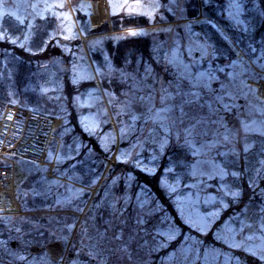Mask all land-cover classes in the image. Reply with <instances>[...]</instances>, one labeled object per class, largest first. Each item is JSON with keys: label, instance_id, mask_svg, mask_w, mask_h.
<instances>
[{"label": "rangeland", "instance_id": "obj_1", "mask_svg": "<svg viewBox=\"0 0 264 264\" xmlns=\"http://www.w3.org/2000/svg\"><path fill=\"white\" fill-rule=\"evenodd\" d=\"M197 6L199 15L189 18L191 0H0V41L7 39L3 30L5 20H14L24 27V36L12 42L29 51L37 21L45 20L53 26L51 48H60L70 58L65 69L62 59L51 55L36 68V86L26 88L29 93H37L46 108L66 106L65 80L75 87L84 82L96 84L74 98L77 110L85 111L80 117L83 132L95 137L106 155L105 162L95 160L93 173H74V176L77 181L96 182L84 185L66 180L70 185H57L53 181L48 185H33L31 180L26 182L28 176L25 185L19 186L23 213L27 212L25 206L42 215L65 216L63 234L53 239L42 236L40 242L60 240L68 246L75 234L73 243H78L85 234L90 207L94 206L91 215L109 208V215H104L110 220L104 224L110 229L120 227V244L113 251L106 250L101 263L110 264L111 253H115L120 256L121 264H154L156 256L180 235L160 202L144 187L139 186L134 192L135 177L125 172L112 180L115 185L106 186L99 200L95 198L114 165H134L154 175L173 141L191 154L193 163L189 170L183 167V161L177 167L165 168L162 184L180 218L193 229L207 235L228 206L229 198H236L233 194L239 192L233 178L238 177V172L230 168L241 152L256 153L254 159L251 156L249 173L252 185L258 187L264 198V186H260L264 177V36L256 42L253 40L264 13H260L256 0H197ZM207 7L218 11L219 17L230 23L235 36L220 20L205 15ZM114 17L119 18V30L113 29ZM127 17H145L150 24L124 28ZM104 24L108 29L93 33ZM202 24L219 34L233 52V59L219 61V52L195 29ZM139 37L151 40L154 67L141 62L126 68L114 67L104 46L108 42L116 46L128 38ZM6 53L9 51H3L0 57V67L12 75L16 72V58ZM95 54H101V60H95ZM104 83L110 91L105 90ZM20 100L23 98L10 93V103L20 104ZM242 107L244 111H240ZM160 109H168L161 112L165 117L162 121L154 119ZM232 109L241 112L234 120H230ZM61 143L59 137L55 152L49 154L46 173L51 178H55L53 168L57 162L76 159L86 148L76 136L63 152ZM87 155L94 159L89 148ZM22 166L25 171L40 167L30 163ZM101 167L104 172L95 179L94 173L97 170L99 173ZM131 203L133 214L128 212ZM121 213L127 217L126 221L120 222ZM15 217L19 215L4 219H10L6 222L12 225ZM125 227L131 230L127 232ZM17 233L8 239L0 237V245L20 241ZM214 239L230 249L245 251L264 264V216L255 225L237 213L215 231ZM80 246L83 250V244ZM158 264L247 263L228 250L185 236L168 256L163 260L159 257Z\"/></svg>", "mask_w": 264, "mask_h": 264}, {"label": "trees", "instance_id": "obj_2", "mask_svg": "<svg viewBox=\"0 0 264 264\" xmlns=\"http://www.w3.org/2000/svg\"><path fill=\"white\" fill-rule=\"evenodd\" d=\"M256 1L260 5V13H264V0ZM191 3L193 4V7L189 9L188 17L195 18L199 15L197 0H191ZM205 15L220 20L224 27L229 32H231L232 36H235V32L230 27V23L224 17H219L218 11H215L213 8L207 7ZM112 20L113 29L119 30L121 27L119 18L114 17ZM259 21L260 17H258L257 23ZM149 24L150 20L145 17H127L123 21L124 28L147 26ZM22 29H24V27L16 23L14 20L12 21L10 19H6L4 22L3 30L6 31L7 39L5 41H0V57L3 56V51L7 50V52L9 51L10 55L8 53L6 54H8L11 58H16L17 60H14L16 72H14L12 75L9 72L5 71V69L0 67V114L5 104L10 102V93H14L21 99L23 98L24 101L20 100L21 105L30 106L39 111L57 114L62 117L63 122L57 132L58 137L62 138V152L66 147L69 146L72 137L75 136L86 145V148L83 149L80 157L76 159L65 158L63 163L57 162L56 166L53 168L55 178H51L47 175L46 170L49 168L48 166L37 167V169L27 170L29 177L26 179V182H29L31 180L33 185H48L49 181H53L57 185H70L69 183L65 182L66 180H70L80 182L84 185H93L94 182H96L95 180L92 181L83 179L77 181L74 173H79L81 175H84L87 172L93 173L96 168L95 160L100 159L102 162H105L106 155L99 145L98 140L95 137H92L83 132V129L80 125V117L85 111L82 112L77 110V108L74 106V98L81 93L87 92V90H89L90 88H94L96 84L94 82H84L81 85L75 87L72 86L69 81L65 80L63 91L65 99L67 100L66 106L62 109L57 108L55 110L46 108L43 105L44 103L40 96L37 93H29L26 88L36 86L35 84L38 81L36 68H40L43 62H46L50 59L51 55H58L62 59L65 69H67V67L69 66L70 58L65 53H63L60 48H51L53 43L49 40L53 26L49 25L48 21H37L36 26L33 29V36L31 39L29 51H26L24 48L19 47L17 45L18 43L12 42V39H16L15 41H18V38L24 36ZM105 29H108L107 24H104V26L98 28L97 30H94L93 33ZM195 29L199 32L202 39L210 43L213 48L219 52L220 62H226V58H234L233 52L229 49L227 44L211 26L202 24L196 26ZM263 36L264 18H261V22L257 25L256 32L253 37L254 42L260 40ZM104 51L111 58V61L116 68H126L127 66L130 67L137 62H141V64L148 63L153 67L156 64L154 55L152 53V42L147 37L128 38L118 43L116 46H114L112 42H108L104 46ZM94 58L98 61L101 60V54H95ZM104 88L105 90L110 91L109 86L105 83ZM56 143L57 141L54 143L51 149L52 154L56 150ZM87 148L93 151L94 159L88 158ZM251 156L254 159L256 153L254 152L251 154H245L244 152H241L237 158L233 159L234 164L231 165L230 170L234 169L238 172V177H234L233 180L235 182V187L239 193L235 199L229 198L228 206L223 210L220 217L215 221L207 235H203L198 230L193 229L180 218L177 209L173 205L172 198H170L166 194V190L163 187L162 178L165 174V168L170 165H176L177 167L180 165V161H183V167H186V170H189L191 164L193 163L191 154L182 149L174 141L168 146L166 153L164 154L162 159V166L156 171L154 175L148 174L140 167L134 165H114L107 172L106 180L101 184L95 200L97 201L100 199L103 190L107 185L116 184V182L114 181L113 183L112 180L116 178L120 172H125L128 176L132 174L135 177L134 192L139 189V186L140 188L144 187L155 197V200L160 202L163 208L168 212L172 221L178 227L180 235L177 240L171 243V246L169 248L162 250L161 253L156 256L154 264H158L159 257L161 260H163L166 256H168L171 249L179 244L185 236H194L195 238L203 240L208 246L215 245L217 247L223 248L224 250H228L240 256L241 259L247 264H263V261L259 260L257 257L245 251L230 249L226 245L214 239L215 231L227 224L230 219L237 213H241L249 223L255 225L259 224L261 218L264 216V198L260 195L258 187L252 185V176L249 173V170L251 169V165H249L250 161L252 160ZM103 172V167H101L99 173L97 170V173H94V176L97 177L95 179H98V177H100ZM25 183H23L22 185H25ZM121 186L122 185H120L119 188H122ZM260 186H264V177L261 179ZM24 209L27 208L24 206ZM93 209L94 206H91L89 211L90 214ZM128 209V212L133 214L134 204L131 203ZM108 210L109 208H103L99 211V214L103 213L109 215ZM117 212H119L118 214H120L121 211L118 210ZM122 216L123 217L120 222H122L123 220L126 221L125 218L127 217H125V214H122ZM64 217L65 216L63 214H54L51 215V217L42 218V229L55 231L56 233L52 234L53 237L58 234H63V232L66 230V221ZM105 220L110 219L107 218ZM98 222L102 221L98 220ZM107 222L109 223L110 221ZM87 223H89V220L87 221ZM17 228V226L14 227L13 225H10L7 229V234L5 236H1L0 234V237L6 239L12 238L15 235L14 229ZM125 229L127 230V232L131 230L129 229V227H125ZM115 258H117V256Z\"/></svg>", "mask_w": 264, "mask_h": 264}, {"label": "flooded vegetation", "instance_id": "obj_3", "mask_svg": "<svg viewBox=\"0 0 264 264\" xmlns=\"http://www.w3.org/2000/svg\"><path fill=\"white\" fill-rule=\"evenodd\" d=\"M243 104V101H239ZM240 111H244V107ZM236 109H232L231 119L234 120L241 114ZM226 119H229L228 113H225ZM18 216V215H15ZM51 217L50 215H42L34 211L24 212L19 217H15V223H12L15 233L20 237L18 246H12V241L8 245H0V264H102V256L106 250L113 251L120 244L118 236L120 235V227L114 229L105 227L104 221L107 215H89L87 216L89 223L83 233L81 241L73 243L75 234L72 236L69 245L60 240H52L50 242H40L41 237L51 236L56 233L53 230L42 229V218ZM10 219L0 218V234H7V229L11 225L6 221ZM101 220L102 222H98ZM13 221V219H12ZM7 223V224H6ZM18 230V231H17ZM126 232V231H125ZM82 231H80V234ZM79 236V235H78ZM55 241L62 243L60 252L50 249L48 246ZM83 244V250L80 249ZM35 249L33 250V248ZM110 264H121L120 256L111 253ZM117 256V258H115Z\"/></svg>", "mask_w": 264, "mask_h": 264}, {"label": "built area", "instance_id": "obj_4", "mask_svg": "<svg viewBox=\"0 0 264 264\" xmlns=\"http://www.w3.org/2000/svg\"><path fill=\"white\" fill-rule=\"evenodd\" d=\"M60 125L57 116L8 104L0 119V214L18 206V161L45 164Z\"/></svg>", "mask_w": 264, "mask_h": 264}, {"label": "water", "instance_id": "obj_5", "mask_svg": "<svg viewBox=\"0 0 264 264\" xmlns=\"http://www.w3.org/2000/svg\"><path fill=\"white\" fill-rule=\"evenodd\" d=\"M215 87H217V85H215ZM17 169H18V176H17V184L18 186H20L22 184V182L25 180V178L27 177V173L23 171V167L21 164H18L17 165ZM10 214H18L19 212L18 211H12V212H9ZM12 246H18V242L17 241H13L11 243ZM61 248H62V243L61 242H54L52 244H50L48 246V250L50 249H54L58 252H60L59 254H61ZM35 249V247L33 248V250Z\"/></svg>", "mask_w": 264, "mask_h": 264}, {"label": "snow or ice", "instance_id": "obj_6", "mask_svg": "<svg viewBox=\"0 0 264 264\" xmlns=\"http://www.w3.org/2000/svg\"><path fill=\"white\" fill-rule=\"evenodd\" d=\"M62 6V5H61ZM164 98H162V100H163ZM166 111H168V109H160V110H158L157 112H156V114H155V117H154V119H156V120H164L165 119V117H163V116H161V112H166ZM233 175H236L235 173H233ZM233 195H238V193H234ZM194 224H195V222H193ZM201 231H203V229H201ZM173 238V236H169V239H172ZM253 254H255V253H253Z\"/></svg>", "mask_w": 264, "mask_h": 264}]
</instances>
